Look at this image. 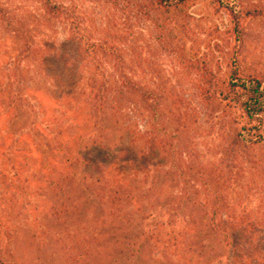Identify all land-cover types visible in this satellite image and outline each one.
<instances>
[{
	"label": "trees",
	"instance_id": "trees-1",
	"mask_svg": "<svg viewBox=\"0 0 264 264\" xmlns=\"http://www.w3.org/2000/svg\"><path fill=\"white\" fill-rule=\"evenodd\" d=\"M88 1L100 13L85 15L78 0L0 3V112H11L13 144L26 137L41 159L39 189L63 193L64 214L73 188L95 207L112 264H253L240 238L246 230L222 219L225 176L207 173L182 131L219 125L226 168L252 153L261 164L264 72L245 48L264 2ZM65 43L73 45L59 50L66 87L43 68ZM145 49L174 54L195 78L192 96L170 81H136ZM51 83L62 88L55 100L74 101L68 117L56 119L34 93Z\"/></svg>",
	"mask_w": 264,
	"mask_h": 264
},
{
	"label": "rangeland",
	"instance_id": "rangeland-1",
	"mask_svg": "<svg viewBox=\"0 0 264 264\" xmlns=\"http://www.w3.org/2000/svg\"><path fill=\"white\" fill-rule=\"evenodd\" d=\"M78 1L83 3L82 13L85 15L95 16L101 11L88 0ZM18 2L23 0H0L1 4L12 8ZM246 34L247 61L264 72V19L254 22ZM63 46L53 53L56 58L48 56L43 68L49 78L55 80L57 77L66 87L69 81L64 76L59 50L69 53L73 45L65 43ZM150 55L145 49L136 81L146 86L151 82L170 81L174 86L181 85L184 95L192 96L195 78L191 71L179 64L174 54L155 51L154 57ZM150 61H154L155 66H151ZM49 85L44 94L34 93L43 97L45 107L56 119L62 115L68 117L74 101L66 97L55 100L62 88L56 87V83L53 87L52 83ZM10 113L0 112V254L4 257V264H112L111 240L106 232L99 230V214L95 207L88 204L84 207L73 188V201L66 203L71 208H68V214H64V194L49 195L46 188L39 189V180L45 173L40 167L41 159L32 153L26 137L17 143L16 139L13 144L15 127ZM74 115L77 116L78 112ZM218 126L206 122L187 124L182 131V141L187 143L189 153L193 148L203 155L201 160L207 164V173L225 176L226 214L222 219L236 223L239 232L246 230L240 235L242 244L247 252L252 253L253 264H264V151L255 153V157L262 161L259 165H255L252 153L250 158L236 159L230 168H226L221 160L222 133ZM93 154L97 161L103 160L99 151Z\"/></svg>",
	"mask_w": 264,
	"mask_h": 264
}]
</instances>
